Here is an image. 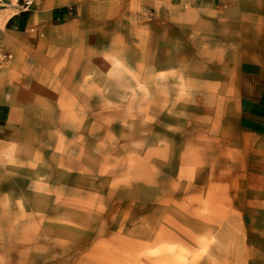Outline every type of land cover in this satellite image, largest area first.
<instances>
[{
  "label": "rangeland",
  "instance_id": "obj_1",
  "mask_svg": "<svg viewBox=\"0 0 264 264\" xmlns=\"http://www.w3.org/2000/svg\"><path fill=\"white\" fill-rule=\"evenodd\" d=\"M123 51L1 148L0 264H264V175L220 144L233 72L189 55L136 87Z\"/></svg>",
  "mask_w": 264,
  "mask_h": 264
},
{
  "label": "crops",
  "instance_id": "obj_2",
  "mask_svg": "<svg viewBox=\"0 0 264 264\" xmlns=\"http://www.w3.org/2000/svg\"><path fill=\"white\" fill-rule=\"evenodd\" d=\"M127 46L136 87L149 86L155 71L182 70L189 55L194 62L216 56L213 70H231L224 102L233 127L220 128L226 141L220 144L264 175V0H41L28 11L0 6V48L9 54L0 64V150L35 113L48 110L61 80L104 71L121 61Z\"/></svg>",
  "mask_w": 264,
  "mask_h": 264
},
{
  "label": "built area",
  "instance_id": "obj_3",
  "mask_svg": "<svg viewBox=\"0 0 264 264\" xmlns=\"http://www.w3.org/2000/svg\"><path fill=\"white\" fill-rule=\"evenodd\" d=\"M41 0H0V6H14L20 11H28L39 4ZM9 58V54L0 49V60Z\"/></svg>",
  "mask_w": 264,
  "mask_h": 264
}]
</instances>
